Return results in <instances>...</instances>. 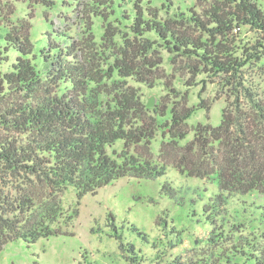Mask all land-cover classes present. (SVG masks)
<instances>
[{
  "label": "trees",
  "instance_id": "obj_1",
  "mask_svg": "<svg viewBox=\"0 0 264 264\" xmlns=\"http://www.w3.org/2000/svg\"><path fill=\"white\" fill-rule=\"evenodd\" d=\"M76 1L85 20H102L100 36L0 31V252L73 235L69 191L81 201L122 179L166 181L173 171L192 182L164 181L161 193L187 199L191 217L208 226L187 264H264V94L247 77L264 60L257 0H208L198 11L171 0ZM244 28L262 37L237 41ZM163 52L190 76L180 83L188 90L217 80L227 96L219 126L199 125L188 140L199 108L174 84L163 83L183 108L142 102L130 82L163 80ZM163 222L167 237L177 232ZM117 239L129 263L142 264L135 246ZM183 239L173 237L171 248Z\"/></svg>",
  "mask_w": 264,
  "mask_h": 264
},
{
  "label": "rangeland",
  "instance_id": "obj_2",
  "mask_svg": "<svg viewBox=\"0 0 264 264\" xmlns=\"http://www.w3.org/2000/svg\"><path fill=\"white\" fill-rule=\"evenodd\" d=\"M163 1L156 0V3L160 5ZM171 1L183 10L197 11L207 7L210 2ZM37 2L38 0H0V31L5 33L16 30L37 37V40L49 31L69 34L80 40L86 39L91 31L99 36L102 34V20H85L81 12L84 8L76 0H50L47 4ZM257 2L264 11V0ZM253 37L260 40L262 36L254 35L248 28L236 32L237 41L253 43ZM163 57L164 65L159 74L164 78L156 86L130 82L139 89L142 102L148 108L159 107L161 111L179 102L177 108H183V100H177L178 95L168 92L163 85L174 84L181 89L182 95L189 94L188 106L199 108L188 121L187 129L192 131L188 140L193 139V131L199 125L219 126L227 106V96L221 95L223 92L218 83L214 82L217 80L199 83V86L188 90L180 83L190 76L180 73L165 52ZM108 59L107 55L106 60ZM110 63L112 61L108 60L104 66ZM247 77L251 83H255L259 93L264 94V60L260 66L250 67ZM150 103L153 104L151 107ZM161 142L162 137L159 135L152 144L155 155L160 151ZM117 146L121 148L122 142H118ZM178 178L180 182L185 179L186 184L192 182L171 171L166 181L165 178L122 179L100 190L95 196L87 195L81 201L69 191L64 200L66 208L76 213L70 228L73 235L41 239L33 245L22 241L10 243L0 252V264H130L127 259L131 257L129 251H122L117 235L123 237L124 243L135 246L136 253L143 260L142 264H187V261L190 262L201 253L198 246L207 237L208 226L203 222L198 225V219L191 217L192 206L187 199L175 200L161 193L164 181L178 182ZM196 183L200 186L205 184L204 181ZM164 219L167 220V225L173 224L176 227L174 235L167 237L164 234L167 229L164 227ZM140 233L147 235V241L156 246L148 244ZM173 237L178 240L184 238L179 243L176 242L175 245H180L178 248H171Z\"/></svg>",
  "mask_w": 264,
  "mask_h": 264
},
{
  "label": "water",
  "instance_id": "obj_3",
  "mask_svg": "<svg viewBox=\"0 0 264 264\" xmlns=\"http://www.w3.org/2000/svg\"><path fill=\"white\" fill-rule=\"evenodd\" d=\"M152 105H153L152 103L149 104L150 107H151Z\"/></svg>",
  "mask_w": 264,
  "mask_h": 264
}]
</instances>
